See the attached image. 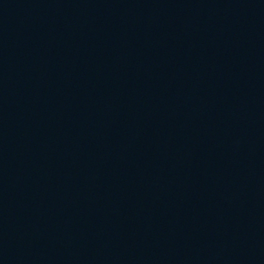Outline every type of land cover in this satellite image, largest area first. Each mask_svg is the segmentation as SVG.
Instances as JSON below:
<instances>
[{"label":"water","instance_id":"95a60500","mask_svg":"<svg viewBox=\"0 0 264 264\" xmlns=\"http://www.w3.org/2000/svg\"><path fill=\"white\" fill-rule=\"evenodd\" d=\"M0 264H264V0H0Z\"/></svg>","mask_w":264,"mask_h":264}]
</instances>
